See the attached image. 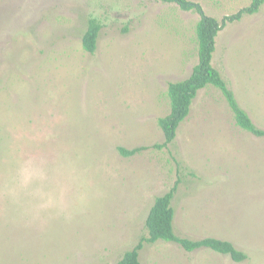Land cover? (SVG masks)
Returning <instances> with one entry per match:
<instances>
[{
    "label": "rangeland",
    "instance_id": "rangeland-1",
    "mask_svg": "<svg viewBox=\"0 0 264 264\" xmlns=\"http://www.w3.org/2000/svg\"><path fill=\"white\" fill-rule=\"evenodd\" d=\"M188 1L222 23L253 0ZM199 21L161 0H0V264H116L176 183V235L248 258L160 240L141 264H264V138L237 126L223 93L200 90L174 141L153 148L169 85L198 64ZM212 65L264 130V5L223 28Z\"/></svg>",
    "mask_w": 264,
    "mask_h": 264
},
{
    "label": "trees",
    "instance_id": "trees-1",
    "mask_svg": "<svg viewBox=\"0 0 264 264\" xmlns=\"http://www.w3.org/2000/svg\"><path fill=\"white\" fill-rule=\"evenodd\" d=\"M161 1L164 3H176L183 11H195L200 14V21L196 28L199 61L187 79L169 85L168 96L171 103V113L159 120V126L165 135V142L156 144L153 148L161 150L174 141L177 130L188 117L198 92L207 88V86H214L223 93L239 128L257 138H264V130L255 125L249 114L239 105L233 91L228 87L221 73L212 65L218 34L228 23L239 22L244 16H252L259 13L264 5V0H253L250 6L240 10L235 15L225 17L222 23L215 18L207 16L199 4L188 0ZM101 29L102 25L98 20L91 19L89 21L88 29L83 36V48L86 52L90 54L96 52ZM146 149L141 147L127 150L120 147L118 151L123 157L130 158ZM177 192L178 183L166 194L156 198L146 219L148 237H142L138 245L131 251L126 252L116 264H141L140 252L143 250L144 244H155L160 240L178 244L189 253L207 249L227 255L237 263L247 260V255L238 250L229 241L216 238L194 241L177 236L174 228L175 209L173 207Z\"/></svg>",
    "mask_w": 264,
    "mask_h": 264
}]
</instances>
